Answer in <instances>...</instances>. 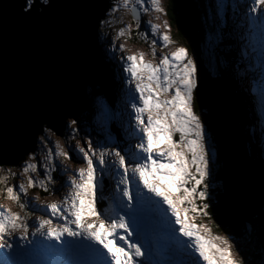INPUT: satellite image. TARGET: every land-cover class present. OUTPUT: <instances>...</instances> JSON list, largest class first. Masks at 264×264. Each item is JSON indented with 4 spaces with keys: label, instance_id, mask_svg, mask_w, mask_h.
Segmentation results:
<instances>
[{
    "label": "snow or ice",
    "instance_id": "6c2138e0",
    "mask_svg": "<svg viewBox=\"0 0 264 264\" xmlns=\"http://www.w3.org/2000/svg\"><path fill=\"white\" fill-rule=\"evenodd\" d=\"M129 2L122 0L125 7ZM149 3L152 10L163 12L161 0H149ZM135 4L142 7L143 0H135ZM229 6L228 0H211L207 8L205 47L209 53L210 74L220 73L228 63L222 60L217 65L216 55L218 50H228L222 45L226 38L231 37V33L225 31ZM21 7L26 15L31 16L46 11L52 5L49 0H24ZM133 14L139 25V11L135 6ZM104 23L106 21L101 20L99 26L102 27ZM244 24L247 28L240 35V40H250L254 32L260 33V59L264 67V0H251L242 23L237 27H243ZM164 27L167 29V23ZM149 28L152 34L158 35L164 46L171 43L169 35L159 31V25L149 22ZM124 34V29L118 33L120 36ZM156 42H152L153 56L156 55ZM120 47L123 49V45ZM249 47L255 51L251 44L242 46L240 58L234 65L236 75H241L239 63L249 55ZM123 72L129 74V85L135 82L134 91L138 94L139 103L132 104L135 112L133 135L140 143L123 149V155L115 149L97 151L91 142L87 150L79 148L86 167L78 168L74 177L67 182L70 191L60 204L50 203L46 206V211L58 216L64 223L53 228L51 220L40 219L36 229L49 240L62 241L65 234L70 237V240L62 241L64 246L60 249L47 247L60 254L70 253L75 259L50 261L48 264H200L201 261L204 264H248L246 258L240 261L234 258V246L243 252V247L235 237L214 235L207 225L195 222L199 217L211 219L208 212L210 204L205 202L210 195L209 185L205 183L210 175L205 133L199 116L191 108L193 90L197 88L196 63L186 55L184 48L176 47L155 65L145 62L143 53L129 55L123 65ZM169 95L171 98H166ZM72 123L76 124L77 121L73 120ZM177 134L179 140H174ZM97 147L103 148V145L98 144ZM56 155L71 159L58 146ZM51 157L52 151L49 150L48 159ZM110 157L114 159L110 160ZM36 171V164L25 163L23 172ZM106 174H114L118 191L112 195L114 215L102 219L97 204L104 196L102 181ZM45 175L47 181L52 182L50 169H45ZM6 179L0 176V183ZM133 180L136 183L134 194ZM37 183L45 192L49 191L45 181L38 182L31 177L28 178L27 187L34 188ZM17 187L19 191L7 187L5 198L19 203V193L26 194V188L24 184ZM197 200L204 203L198 204ZM24 206L20 204V207ZM121 212L124 214L121 215ZM140 218L155 220L167 228L173 241L164 250L167 259L153 260L151 241H146L142 235L136 241L130 239L136 231L132 225ZM20 220L18 214L0 208V238L10 229L23 228L27 233L28 225L18 223ZM46 226L47 231H42ZM36 232L32 233L33 237ZM177 232L179 237L185 239H179ZM19 239L24 240L25 237ZM146 243L149 245L147 249ZM12 247L11 244H0V249L7 248L10 252ZM178 256L186 259H177ZM0 264L22 262L9 258L0 261ZM261 264H264V256Z\"/></svg>",
    "mask_w": 264,
    "mask_h": 264
},
{
    "label": "rangeland",
    "instance_id": "374dc122",
    "mask_svg": "<svg viewBox=\"0 0 264 264\" xmlns=\"http://www.w3.org/2000/svg\"><path fill=\"white\" fill-rule=\"evenodd\" d=\"M170 1L171 0H161L163 12H156L152 10L149 0H143L142 7L136 5L135 0H130L127 7L123 5L122 0H110L111 7L104 20L106 23L102 25L100 30V42L103 53L102 57L106 59L108 70L112 69L113 73L118 76L123 84L121 88L117 89L118 94L114 93L113 103L108 99V94L103 95L102 92L104 89H100L99 87L97 89L88 87L87 92L90 109L76 120V124L72 123L75 119H68L65 122V130L61 133L47 128L48 131H45L44 134L38 138L37 148L34 153H30L26 156L17 167H0V176L7 178L4 183H0V208H6L10 213L18 214L21 218L18 223H26L28 225L27 233L23 231V228L10 229L0 238V244L7 243L13 246L11 252L7 248L0 249V261L9 260V258H11L13 261L22 262V264H48L50 261L63 262L75 259V256L70 253L60 254L59 252L50 250L45 243L48 242L51 246H54L55 249H60L64 246L62 241H68L71 238L67 237L65 234L62 241L49 240L46 236L41 235L40 232H36L38 227L37 221L40 219L51 220V227L53 228H58L64 223L58 216H53L50 212L46 211V206L50 203L60 204L70 191V185L67 182L70 178L74 177L78 168L86 167V164L82 160V154L79 152V148L87 150V145L91 142L92 147L97 151L115 149L121 151L123 155V149L140 142V140L133 135L135 131V112L132 108V104L139 103L138 94L134 91L135 82L129 85L127 83L129 74L123 72V65L126 63L127 56H138L143 53L145 62L155 65L159 63V59L162 56L167 55L176 47H182L185 49L186 55L190 56L197 65L196 56L188 49L187 40L181 34L180 30L177 29L175 25H172L170 21L171 19L167 11V6ZM186 2L188 5V7H186V13H189V17L191 16L193 20L195 19L196 13L193 6L195 5L199 11V15H201L205 22V27L202 28V43L205 49V72L210 78L215 79V81H220L221 78L219 74H210L209 72V53L205 47V33L207 30L206 12L211 0H197L198 4H195L193 0H186ZM228 3L230 5L228 9L230 17L227 19V28L225 31L231 33V37L226 38L224 45H222V48L226 47L231 55L226 67H231L234 76L240 81L250 103L248 107L250 113L249 124L247 123L248 125H244L243 128L247 135V140L243 141L244 149L245 152H247L249 144H254L256 146L253 150L258 153L262 152L261 155L264 158V67H262L260 59L261 36L260 33L256 31L251 36L250 40H240V35L245 33L247 25L244 24L243 27H237V25L242 23L244 13L246 8L251 4V0H228ZM134 6L138 9L141 16L139 18V25L137 20L133 17ZM145 9L147 10L145 11ZM149 22L159 25V31L169 35L171 43L164 46L162 42L159 41L158 35L151 33ZM165 23L168 25L167 29L164 27ZM121 29L125 30L123 36L118 35ZM153 40L157 41L155 44V56L152 54ZM248 44L254 46L255 51H253L251 47L248 48L249 55L239 63L241 75H236L234 65L240 58L242 46L246 47ZM121 45H123V49H121ZM221 52L226 53V51H217V65H220L221 61L224 60L220 55ZM234 53L236 57L232 55ZM112 65H114V67ZM198 83L199 77L197 73V84ZM254 88L257 89L260 96H256L257 93L254 91ZM218 89L220 91L224 90L223 88L221 89V87ZM194 91L195 89L193 90L191 108L194 114L199 116L195 109ZM166 98L170 99L171 96L169 95ZM257 104H259L261 108ZM202 114L205 115L201 112V115ZM199 118L204 129L206 149L210 161V175L205 183H210L212 179L215 181L217 176L216 182H212L209 185V199L211 203V200L214 201V193L219 183V171L216 168V157L219 150L217 149L218 147L216 148L217 144L214 142L215 139L213 135L209 129L206 128L202 118L200 116ZM205 119L208 121V118L205 117ZM114 126L118 133H114ZM119 133L123 134L125 142H119ZM253 134H255L258 144L255 142L253 143ZM41 137H44V139L41 140ZM173 139L178 140V134L177 136L175 135ZM98 144L103 145V148H98ZM56 146H58L60 151L67 153L71 159H66L64 156H57ZM49 150L52 151L50 160L48 159ZM137 151L139 150L137 149ZM109 159L111 160L114 158L110 157ZM26 162L36 164L37 171L28 173L23 172ZM45 169H50L52 182L47 181ZM29 177L38 182L42 180L45 181L49 191L45 192L39 186V183H37V186L34 188L27 187ZM20 184L25 185L26 194L19 193V203L11 199H6L5 189L7 187H13L15 190L19 191L17 186ZM135 187L136 183L135 180H133V194ZM102 189L104 196L98 202L97 208L101 211V218L103 219L114 215L115 205L112 201V195L114 192L118 191L114 174L105 175L102 181ZM205 202L209 203L208 201ZM133 203H135V201H133ZM197 203L200 204L204 202L197 200ZM20 204H24L25 206L22 208ZM120 214L123 215L124 213L121 212ZM197 220L199 224H204L211 228L214 235H219L221 237H229L231 235L239 241L231 230L225 231V229H223L224 231L221 232L220 229L222 228L219 226V222L213 220L212 216L211 219L199 217L195 221ZM149 221L151 220L140 218L136 224H133L132 228L136 231L133 232V236L130 237V239L136 241L142 235L146 241H151L153 260L167 259L168 257L164 254V250L169 244L173 243L169 238L168 230L159 225L157 221ZM72 227L75 228V225H72ZM14 231L18 233L16 235L18 236L17 239L14 237ZM42 231L46 232L47 226ZM248 231L250 233L252 231L251 228H249ZM33 232H36L35 237L32 236ZM176 234L179 233L177 232ZM21 236H24L25 239L20 240L19 238ZM5 237L9 238L6 239ZM148 246L149 245L146 243V249ZM17 253L24 254L17 255ZM233 255L237 261L242 260L241 252L238 251L235 246L233 247ZM176 258L186 259V257L183 256H178ZM200 264H204V262L201 261Z\"/></svg>",
    "mask_w": 264,
    "mask_h": 264
},
{
    "label": "water",
    "instance_id": "95a60500",
    "mask_svg": "<svg viewBox=\"0 0 264 264\" xmlns=\"http://www.w3.org/2000/svg\"><path fill=\"white\" fill-rule=\"evenodd\" d=\"M179 1L183 18L194 22L186 13V0ZM49 3L51 8L28 16L21 7L24 0H0V167H17L34 153L44 129L61 133L68 119L82 117L90 109L88 87L98 88L99 23L107 17L110 0ZM212 82L215 118L208 122L202 115L222 159L216 168L238 201L241 219L255 220L264 206V179L245 152L227 87Z\"/></svg>",
    "mask_w": 264,
    "mask_h": 264
},
{
    "label": "trees",
    "instance_id": "16d2710c",
    "mask_svg": "<svg viewBox=\"0 0 264 264\" xmlns=\"http://www.w3.org/2000/svg\"><path fill=\"white\" fill-rule=\"evenodd\" d=\"M193 1L195 4H198L197 0ZM193 6L196 13V19L194 22H187L183 18L181 14V6L178 0H171L167 6V11L172 25H175V27L180 30L181 34L187 40L188 49L196 56L199 83L194 91V101L196 104L195 109L202 120L203 115H201V112H205L209 121L210 117H214L216 110L214 108L215 101L212 94V79L205 72V49L202 43V28L205 27V22L201 15H199V11L196 6ZM220 55L229 63L231 56L230 53L226 51V53L221 52ZM232 55L236 57L235 53ZM218 74L221 76L223 83L227 87V95L230 104L238 113L240 129L244 132V121L248 120L250 115L247 107V101L245 100V96L247 95L242 90L240 81L234 76L231 67H225ZM95 81L100 89L107 90L109 94L110 91L113 90L111 86L114 85V81L109 79L108 69L104 61L102 62L99 71H97ZM210 101L214 104V106L212 105L213 107L211 106ZM254 142L256 143V141ZM253 148H255V145L249 144L248 151L250 153V157L258 169L262 172L264 178V160L261 154L253 150ZM219 155L220 153L216 157L217 164L219 159L222 160L221 158H218ZM222 176V181L220 180V177L218 179V195H216L214 201L211 200V203L210 200H208L210 204L209 213L213 220L219 222V226L222 228L220 231H223V228L226 230L229 229L236 235L237 238L244 239V241L241 240L240 243L243 247V252L240 251L242 253V259L246 258L248 264H261L262 256H264V252H262V248H264V206L257 219L250 221L241 219L237 211L238 201L227 190L225 186L226 178L224 173ZM207 184L209 185L210 183ZM249 228H251L252 231L250 232V235L246 237V232Z\"/></svg>",
    "mask_w": 264,
    "mask_h": 264
},
{
    "label": "bare ground",
    "instance_id": "6f19581e",
    "mask_svg": "<svg viewBox=\"0 0 264 264\" xmlns=\"http://www.w3.org/2000/svg\"><path fill=\"white\" fill-rule=\"evenodd\" d=\"M216 82H218V81H216ZM213 85V84H212ZM177 136V135H176ZM179 136V135H178ZM178 138V137H177ZM133 140V139H132ZM179 140V139H178ZM140 143V142H139ZM209 155V154H208ZM208 180V179H207ZM170 215V214H169ZM149 222H156L155 220H151V221H149ZM197 224H199V221L197 220V221H195ZM178 227V226H177ZM17 232V231H16ZM14 233H15V231H14ZM18 233H15L14 234V237L17 239L18 238V236H16ZM149 235V234H148ZM147 235V236H148ZM11 236V235H10ZM41 236V235H40ZM176 236L179 238V239H181V240H183V239H185V238H183V237H179V234H176ZM6 238V237H5ZM9 238V237H8ZM8 238H6V239H8ZM170 238V237H169ZM148 240H149V238H148ZM44 241H45V239H44ZM46 243V246H51V244L50 243H48V242H45ZM45 246V245H44ZM53 251V250H52Z\"/></svg>",
    "mask_w": 264,
    "mask_h": 264
}]
</instances>
